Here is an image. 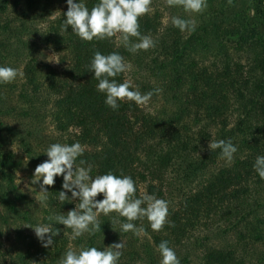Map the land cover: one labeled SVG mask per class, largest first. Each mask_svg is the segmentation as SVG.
Instances as JSON below:
<instances>
[{"label": "trees", "instance_id": "trees-1", "mask_svg": "<svg viewBox=\"0 0 264 264\" xmlns=\"http://www.w3.org/2000/svg\"><path fill=\"white\" fill-rule=\"evenodd\" d=\"M7 1L0 0V15L7 19L0 25V65L8 66L14 57L31 56L35 45L28 43L36 35L33 41L40 47L50 48L57 55L59 68L47 67L49 71L42 83L39 82L36 62L30 59V63L25 64L21 76L22 87L16 90V103H21L25 108L17 107L9 112L3 100L0 106V129L20 133L29 155L46 160L44 152L48 145L39 150L33 146L35 142H41L36 138L35 125L32 124L36 117L34 105L43 84L46 85L52 97V119L56 123L57 132L65 138V144L79 142L84 147L83 156L77 159V165L80 160H84L85 163L80 166L90 165L93 177L109 171L117 175L122 172L135 181L136 198L141 197L140 187L143 185L145 194H154L168 201V222L160 231L148 232L153 245H147L144 251L145 262L142 264H160L158 245L161 241H168L171 248L185 241L190 242L200 228L208 230L209 222H212L211 226L220 229L221 224L228 225L239 243L235 246L202 244L203 258L200 264H247V247L241 249L239 245L248 241L247 245L250 246L264 243L263 238L254 237L246 227L250 217L264 206V202L252 196L254 189L251 187L253 180L261 178L253 167L256 157L264 156V47L253 57L258 81L249 72L244 75L242 70L240 72L230 65L222 67L218 73L191 67L185 75L175 66V59L185 50L181 31L174 28L170 35L162 36L155 51L156 58H166L161 63L163 75L168 77L169 82L164 90L174 94L183 87L182 83L188 85L179 118L165 120L146 114L141 105L127 100L121 101L119 108L113 110L104 103L105 95L97 91L98 81L89 72L90 61L97 50L104 55L112 52L122 55L116 43V35L103 40L84 41L70 27L67 31L62 30L63 14L68 7L66 0H13L12 7L8 6ZM56 1L64 5V8L53 16V12L48 14L47 11L55 7ZM97 2L85 0L89 9ZM250 2L254 12L263 19L264 27V0ZM10 8L16 9L18 14L10 12ZM233 12H236V8ZM224 13L220 12L219 22ZM43 16L46 24L38 30L37 20L43 19L40 18ZM214 21L217 23V20ZM138 22L142 35L150 36L156 31L155 19L141 16ZM210 27L214 28L215 24ZM202 29L208 30L209 26ZM199 31L195 30L197 33ZM114 79L118 83L126 81L123 73ZM0 87L4 85L0 84ZM231 91L237 95L236 99L243 110L241 119L228 127L223 111L227 107L226 97ZM191 114L194 115L192 119L204 117V120L219 126L212 142L230 139L234 145H237L236 138L243 134L251 117L257 118L256 123L248 127L251 143L248 140L245 143L251 145L248 146L250 151L247 156L238 158L230 168L217 173L210 171V167L221 157L220 149L208 148L205 151V148L200 147L203 138L210 139V135L202 130L197 136L199 132L193 134L187 130L183 118ZM11 117L16 118L13 124L7 121ZM196 136L199 140L195 139ZM47 143L50 145L56 142L51 139ZM209 174V177H205ZM62 182V176L56 177L54 185L48 187V205L51 209L48 217L67 215V211L79 204L78 200L59 201L58 192ZM101 198L102 195L97 197ZM119 216L116 212L108 215L101 213L98 218L101 231L94 235L86 233L85 240L79 241L80 248H103L101 242L105 237H110L108 246L120 242L124 235L121 231L124 221ZM48 217L44 219L46 224L50 223ZM143 220L149 229V221L146 217ZM55 227L60 229V233L54 238L53 246L44 248L35 235L30 236L23 252L19 254L17 264H60L63 253L68 249L63 233L71 229L59 224ZM114 229L113 234H108ZM121 251L118 264H132L134 259H141L138 253L132 257L130 252L124 249ZM188 258H181L180 264H190Z\"/></svg>", "mask_w": 264, "mask_h": 264}, {"label": "rangeland", "instance_id": "rangeland-1", "mask_svg": "<svg viewBox=\"0 0 264 264\" xmlns=\"http://www.w3.org/2000/svg\"><path fill=\"white\" fill-rule=\"evenodd\" d=\"M8 6L12 7L13 0L7 1ZM207 8L201 13L186 12L182 6L169 7L167 0H152L151 11L143 16H148L155 19L156 31L150 36L155 42V47L148 50H139L135 53L125 49L121 33L116 34V43L122 52L125 62L128 64L127 70L123 73L126 81H130L134 88H138L141 93L153 92V95L147 104L141 105L143 111L151 116H156L161 119L179 118L180 109L185 102L188 85L184 82L180 90H176L174 94L164 90L169 84L168 77L164 76L161 70L162 61H166L165 56L156 58V47L162 36L170 35L174 31L172 24L173 17L183 19H192L196 23L197 32L188 31L181 32L185 50L181 51L179 58L175 59V66L178 71L186 75L189 68L208 69L212 72H221L222 67L230 65L233 69L243 71L245 75H249L257 79V67L253 64V57L256 56L264 47V27L263 19L254 12L250 0H207ZM64 5L56 1L55 7L48 10L47 13L53 12V16L62 11ZM236 8V12H233ZM225 11L221 22L218 21L220 12ZM10 12L18 14L16 9L10 8ZM230 12H233L230 14ZM45 15V13H44ZM51 16V15H49ZM6 16L0 15V25L7 20ZM43 19L37 20L38 30L46 24ZM217 20V23L214 21ZM215 24V27H210ZM204 26H209L208 30H203ZM217 32L215 33V31ZM31 37V33L29 34ZM26 35L25 37H30ZM191 37L189 38V36ZM36 38H30L28 44H33V54L31 56H19L12 58L8 62V66L17 68L20 72L26 63L30 61L36 62L39 82L44 83L48 68H59L58 58L50 48H43L37 45ZM132 42H138L137 38L132 37ZM172 56V54H171ZM171 58V57H170ZM31 59V60H30ZM35 64V63H34ZM48 67V68H47ZM168 69H166L167 72ZM23 80L18 76L14 81L8 84H1L0 87V106L1 102L8 111L16 110L17 107L25 108L21 103H16L17 87H22ZM43 84L39 99L35 103V125L34 131L36 138L41 143L33 145L35 148L43 149L51 139L53 142L65 144V138L60 136L56 129V123L52 119V97ZM13 91V92H12ZM236 94L231 91L226 97L227 107L223 111L227 117L228 127L233 126L239 119L243 108L236 99ZM28 106V105H26ZM1 115V108H0ZM34 116V115H33ZM191 114L183 118V122L188 127L190 133H202L204 130L210 135L209 138H203L204 142L200 146L202 149H208V145L212 143V137L219 126L204 120V117H194ZM225 118V115H224ZM15 117L9 118L7 121L13 124ZM199 119V120H197ZM197 120V121H195ZM201 120V121H200ZM257 118L251 117L250 123L244 129L243 134L236 138L237 152L234 154L231 163L227 162L222 156L214 162L210 171L217 173L220 170L230 168L234 165L238 158L247 156L250 151L248 147L251 145V131L249 125L255 124ZM196 140H199L197 138ZM57 140H56V139ZM37 140V142H38ZM248 140L250 143H245ZM38 144V145H37ZM47 146V148H48ZM43 159H37L29 155L27 148L23 146L22 136L20 133H15L10 130L0 129V264H17L19 254L23 252L25 244L30 236H34V230L28 226L36 224H46L44 219L49 216L51 209L48 205V199L44 203L38 202L36 197L40 194L39 185H32L31 180L36 166L42 163ZM208 174V173H207ZM209 175L205 177H209ZM201 179V178H199ZM198 179V180H199ZM29 186L32 192L29 190ZM48 188V186H46ZM251 187L254 189L252 196L260 202H264V179L253 180ZM141 196L145 194L144 186L140 187ZM48 196V194H47ZM253 199V198H252ZM101 213L98 214V218ZM122 216H119L121 218ZM122 220L128 222L125 217ZM137 228H143L144 231L137 234L133 232H124L120 241L124 243V251L130 252L132 257L134 254H139L141 259H134L132 264H142L144 260V251L151 244L150 235L148 232H153L149 227L147 229L143 219L131 221ZM208 224V230L204 227L195 233L192 241H185L180 245L173 246L174 251L179 259L188 256L190 264H200L202 256V244L212 246L233 245L239 242L235 233L226 224H221V229L215 225ZM246 226L254 237L263 238L264 242V206L258 213L253 214L249 219V224ZM241 228V227H240ZM239 228V230H240ZM222 230V231H221ZM228 230V231H227ZM227 231V233H225ZM115 229L108 234H113ZM66 237L68 248L73 250L80 249V240H85L86 233L79 238L72 239L71 231L63 233ZM108 236V235H107ZM112 237V236H111ZM110 237H105L102 240L101 247L108 246ZM249 239V238H247ZM249 243V241L247 242ZM242 242L239 248L246 249L247 264H264V243H255L254 246L247 245ZM256 248V250H255ZM6 252V253H5ZM204 253V252H203ZM202 256V257H201ZM131 257V258H132ZM161 259V256H160Z\"/></svg>", "mask_w": 264, "mask_h": 264}, {"label": "clouds", "instance_id": "clouds-1", "mask_svg": "<svg viewBox=\"0 0 264 264\" xmlns=\"http://www.w3.org/2000/svg\"><path fill=\"white\" fill-rule=\"evenodd\" d=\"M67 11L63 14L62 30H71L84 41L106 39L121 33L120 39L126 50L137 52L155 47V42L149 35L140 32L139 18L151 11L152 0H98L89 9L85 0H66ZM169 7L182 6L186 12L201 13L208 4L207 0H167ZM172 24L181 32H194L196 23L192 19L173 17ZM138 42H132L131 38ZM128 68L125 59L118 52L107 55L95 51L89 64V72L98 81L97 91L105 95L104 103L113 110L120 106V102L127 100L137 105L147 104L153 92L141 93L134 88L130 81L118 83L115 77L124 73ZM23 73L19 69L0 65V84H8ZM112 78V79H110ZM209 149H220L221 156L229 163L232 162L237 147L229 140H218L208 145ZM47 159L38 164L33 172L32 185H39L40 194L36 199L44 203L48 199V187L55 183V178L62 176L61 190L58 199L78 200L79 204L67 211V215L59 214L48 217L50 223L28 226L41 246L48 248L54 245V238L60 229L55 225H63L71 229V238L76 239L88 233L94 235L101 231L98 214L116 212L125 217L128 222L121 224V231L139 234L144 231L131 221L147 218L154 231H160L167 221L169 203L157 198L154 194H144L135 197L137 187L133 178L122 172L117 175L112 171L105 174L91 175L92 167H82L84 147L75 142L72 144L52 143L44 152ZM257 174L264 179V156H257L253 165ZM29 186V190L32 192ZM70 193V196L68 195ZM102 195L101 199H97ZM124 248L122 241L104 248L81 247L79 250L68 248L60 260V264H118ZM161 255L160 264H180V259L168 241H161L158 245Z\"/></svg>", "mask_w": 264, "mask_h": 264}]
</instances>
